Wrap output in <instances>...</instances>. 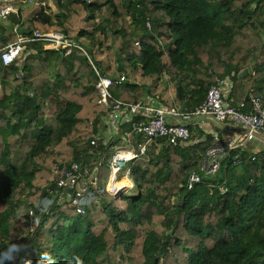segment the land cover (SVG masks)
Wrapping results in <instances>:
<instances>
[{
  "label": "trees",
  "instance_id": "1",
  "mask_svg": "<svg viewBox=\"0 0 264 264\" xmlns=\"http://www.w3.org/2000/svg\"><path fill=\"white\" fill-rule=\"evenodd\" d=\"M48 1L50 14L14 0L13 20L24 35L59 31L85 52L66 56L33 42L17 63L0 60V264H107L99 258L115 247L132 264H264V147L254 156L231 152L214 179L203 176L189 190L207 136L199 144L152 141L130 164L134 194L106 195L84 216L56 206L34 234L25 227L63 165L97 131L102 107L88 57L107 76H127L111 89L122 101L152 94L137 77L166 76L183 111L201 105L217 78H231V95L240 86L264 99L263 0ZM56 105L53 126L46 108Z\"/></svg>",
  "mask_w": 264,
  "mask_h": 264
},
{
  "label": "built area",
  "instance_id": "2",
  "mask_svg": "<svg viewBox=\"0 0 264 264\" xmlns=\"http://www.w3.org/2000/svg\"><path fill=\"white\" fill-rule=\"evenodd\" d=\"M13 3L14 0H1L0 20H7L18 13ZM27 4L41 6L47 14L51 13L48 0H27ZM146 28L152 33L150 22L146 23ZM19 29L18 24L14 25L13 33L17 40L0 49V60L4 66L17 63L23 56L25 46L33 42L64 51L66 56L74 49L85 52L78 43L59 31H34L29 36L22 35ZM88 59L97 76L98 105L102 107L97 131L86 144L80 146L78 159L63 165L59 179L28 212L25 227L30 233L36 232L42 216L53 207L69 206L77 215L84 216L92 205H102L106 195L116 199L129 195L130 190L135 191L130 179V164L147 153L152 141L165 140L172 146L187 142L202 143L206 134L201 129L211 120L231 125L240 131L238 137L228 139L212 134V141L201 158L199 171L191 173L188 178L189 190L201 183L203 176L216 175L221 169L222 160L231 152L242 153L250 144L264 143V99L249 92L247 99L251 109L241 111L231 104L234 83L230 78H217L201 105L179 111L156 97H147L137 103L116 99L111 89L126 82L127 76H107L93 64L90 57ZM170 119H177L180 123H173ZM193 126L199 130H192Z\"/></svg>",
  "mask_w": 264,
  "mask_h": 264
},
{
  "label": "crops",
  "instance_id": "3",
  "mask_svg": "<svg viewBox=\"0 0 264 264\" xmlns=\"http://www.w3.org/2000/svg\"><path fill=\"white\" fill-rule=\"evenodd\" d=\"M0 2H1V0H0ZM52 12H53V10H51V13ZM5 21H6L5 23L7 24V28L6 27L5 28L2 27L0 29V49L4 48L8 44H10V43H12V42L17 40V36L14 35V33H13V27H14V25H17V23L13 20V14H12V16H10ZM31 25L32 24H26L24 26V28H32ZM19 31H20V33L22 35H24V33H23L24 29L20 28ZM45 47H47V46H45ZM48 48L49 47H47V49ZM51 50H53V49H51ZM244 73H245V71L243 73H241V74H244ZM248 74H249V72L247 74H244V75H248ZM251 76H253V75L251 74L248 79H250ZM167 79H169V77L166 76L164 78V80L166 82V86L163 85L161 80L159 81L160 82L159 84H162L161 87H157L158 85L155 84L152 79H140V77H137L136 83L139 82V83H142V84H144L146 86H151L152 87V94L148 93L145 97H143L144 99L147 98V97H156L163 104H165L167 106L174 107V108H176L179 111H183V108L179 104H177L176 101H175L176 100L175 99V97H176L175 86L171 83L170 79L169 80H167ZM0 80H2V75H0ZM161 94H163L162 98L159 97ZM231 96H230L231 104L234 103L237 108L242 110V109L247 107L248 111L251 109V106H250V104L248 102V99H247L248 93L244 95L245 102H240L237 99L231 98ZM240 98H243V97H240ZM240 100H242V99H240ZM166 102H169V104L166 103ZM170 121L173 122V123H175V122L180 123V121H178L177 119H170ZM192 130L197 132L199 130V128L197 126H193ZM201 131H202L203 134H206V136L208 137V139H210V141H212V134L213 133L214 134H219L220 137H222L224 139L234 138V137H238L240 135V131L237 128H235V127H233L231 125H224L222 123H217L214 120L209 121V124H207L206 127L202 128ZM256 143L251 144L252 146L254 145V149L253 150L252 149H248L249 148L248 147V148H245V150H243L242 152H249V153L253 152V153H255L258 149H260L262 147L261 144H259V143L256 144ZM134 193L135 192H133V194Z\"/></svg>",
  "mask_w": 264,
  "mask_h": 264
},
{
  "label": "rangeland",
  "instance_id": "4",
  "mask_svg": "<svg viewBox=\"0 0 264 264\" xmlns=\"http://www.w3.org/2000/svg\"><path fill=\"white\" fill-rule=\"evenodd\" d=\"M52 9V8H51ZM6 21L5 20H0V29L3 27V28H7V24L5 23ZM169 80V79H167ZM148 81V80H147ZM161 82L163 83V85L166 86V82L164 79L161 80ZM155 84H157L158 86L157 87H161L162 84H159V80H156V82L154 81ZM248 92V89L246 87H238L237 90L235 91V93H233L232 95V98L233 99H237L238 101L240 102H245V97L244 95L247 94ZM258 94V93H257ZM240 97H243V98H240ZM242 99V100H240ZM46 115H47V120L49 122L50 125H53L55 126V118H56V115L58 113V110L60 109L59 108V105H56V106H52L48 109V107L46 108ZM261 146L264 147V143H261ZM248 149H254V145L252 146L251 144L249 145V148ZM205 178H209V179H214L213 176H206ZM133 192H136V190H130L129 191V195L133 194ZM26 223V222H25ZM28 232L29 230L26 229ZM30 233V232H29ZM106 239L108 241V244L110 247H113L115 245V235L109 231L106 235ZM117 248L115 247L114 248H111V251L109 254H106L105 256L99 258V262L101 263L102 261H108L107 264H132V262L129 260V258H126L125 261L120 258V251L119 249L116 250Z\"/></svg>",
  "mask_w": 264,
  "mask_h": 264
},
{
  "label": "water",
  "instance_id": "5",
  "mask_svg": "<svg viewBox=\"0 0 264 264\" xmlns=\"http://www.w3.org/2000/svg\"><path fill=\"white\" fill-rule=\"evenodd\" d=\"M128 1H130V0H128ZM53 50H55V49H53ZM118 66H119V72H123V67H122L120 60H118ZM247 73H248V71L246 70L244 74H247ZM244 74H240V78H242L244 76Z\"/></svg>",
  "mask_w": 264,
  "mask_h": 264
}]
</instances>
